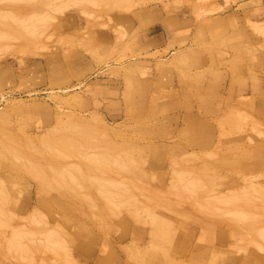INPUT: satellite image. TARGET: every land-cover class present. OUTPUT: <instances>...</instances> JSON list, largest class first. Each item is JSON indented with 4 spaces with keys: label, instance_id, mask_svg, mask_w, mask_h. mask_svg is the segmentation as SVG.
<instances>
[{
    "label": "rangeland",
    "instance_id": "rangeland-1",
    "mask_svg": "<svg viewBox=\"0 0 264 264\" xmlns=\"http://www.w3.org/2000/svg\"><path fill=\"white\" fill-rule=\"evenodd\" d=\"M61 135L91 144L52 152ZM103 149L134 159L107 175L127 181L118 205L89 179ZM25 159L76 164L87 188ZM189 175L209 193L171 189ZM0 187V264H264V0H0ZM244 189L250 218L214 200Z\"/></svg>",
    "mask_w": 264,
    "mask_h": 264
},
{
    "label": "bare ground",
    "instance_id": "bare-ground-1",
    "mask_svg": "<svg viewBox=\"0 0 264 264\" xmlns=\"http://www.w3.org/2000/svg\"><path fill=\"white\" fill-rule=\"evenodd\" d=\"M113 1L116 3H121V0H113ZM29 27H30V25H29ZM72 129H74V130H72V132H75L76 135L78 132L79 136H82L83 138H86V137L90 138L91 131H87L86 127L77 126V128L72 127ZM90 144H91V141H89L88 144H85L84 142H77V137L76 138H68L65 135H61L57 139L50 142L48 147L52 152L53 151H63L66 148H69V151L72 154H74L75 152L80 153V154H84V150L81 148L88 146ZM12 151H14V150H12ZM14 153H15V155L17 154L16 157H18L19 159L25 158L22 156V154L20 152H14ZM109 153L110 152H108V149H103L97 153H94V154L87 156V160L92 167V174H91L89 179H90V182L95 187H97V190L104 197V200L106 202H108V203L113 202L115 204L117 201L116 205H118V204L122 203L123 201H125V197H126L127 193H124V191L129 190L127 188V181L125 179L115 180V179L108 177L107 175L111 171L112 172L115 171L118 174L123 173L122 175H125V172H123L122 170L127 171L129 169V166H127L128 162L131 160L134 161V159L133 158L130 159V156L126 157V159H123V157L120 158L119 155H114V154H109ZM25 160H26L25 161L26 163L28 162L27 166H29V169L33 173V175L41 181H51L54 178V179H56L55 181H56L58 187L63 188L64 190H66L69 193H77L78 188H82V187L87 188L86 184H84L83 181L79 179L82 177L83 173L77 168L76 164L70 165V167H63L61 169H55V168L51 167L48 171H45V170H42V168L39 166V163H37V162L33 163L30 159L29 160L25 159ZM179 175H181V174H179ZM207 183H208L207 179H203L202 177L197 176V175L196 176L189 175V176H186L185 182L173 183V186L171 187V189L172 188L175 189V188L180 186V190L186 189L189 192H191L193 195L196 194L197 192H200V194L201 193L202 194L203 193H209V191L205 190L206 187L204 188V186ZM256 190L259 193H261L262 195H264V188H257ZM2 192H4V189L0 187V217L3 218V219H0V226L1 225L7 226L9 224V221L11 220V216H9V215L7 216L4 213V210L2 208L1 202L4 200ZM248 194H251V189H249V190L244 189V190H240V191L235 192V193L225 194L223 196L221 195V196L215 197L214 200L216 201V203H219L221 205L226 206L225 210L227 212L233 213V214L237 215L238 217L243 216L246 218H250V217H252L251 215L254 213L253 211H251L252 208L254 207V203L251 202V200L246 201L247 202L246 207L249 209L248 210L249 212L247 211V209L243 211L241 206L236 205V202L241 197H246V195H248ZM127 198L129 199V201H131L132 196L131 197L127 196ZM214 208H216V206ZM155 212H160V211L158 210ZM149 215L151 217V222L154 224L153 225L154 228L152 229L153 240H152L151 245L153 247L161 248V252L158 253V255H160V257L161 256H167L168 249H165V247L172 240V231L170 229H168V227L165 223L159 221L154 216V214H152L150 212ZM168 216H169V214H168ZM170 218H171V215H170ZM172 221H174V220H172ZM2 227L5 228V226H2ZM20 228L21 227L17 228L16 231H13L12 240L15 239L16 241L21 242L24 238L30 236L33 233L30 231L29 232L24 231ZM18 229H20V230H18ZM255 244L258 245L259 243L255 242ZM203 245H204V248L206 249L205 244H201V245L199 244L198 247H196V249H198L199 247H201L203 249V247H202ZM205 249H203V250L198 249L199 250L198 252L204 253L202 251H204ZM195 250L193 251V253H194L193 255L199 254ZM197 256L196 257L198 259L196 257L192 256L194 259H197V263L204 261V260H202V261L200 260L202 255H201V257H199V255H197ZM192 257H191V259L193 260ZM204 259H205V257H204ZM198 260H200V262ZM193 262H195V260ZM206 262H208L207 259H206ZM177 263L175 262V264H177Z\"/></svg>",
    "mask_w": 264,
    "mask_h": 264
}]
</instances>
